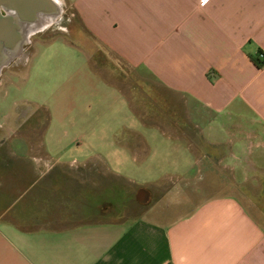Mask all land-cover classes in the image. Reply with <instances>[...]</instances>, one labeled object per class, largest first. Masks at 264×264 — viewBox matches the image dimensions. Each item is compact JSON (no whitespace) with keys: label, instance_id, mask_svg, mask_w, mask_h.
<instances>
[{"label":"crops","instance_id":"crops-1","mask_svg":"<svg viewBox=\"0 0 264 264\" xmlns=\"http://www.w3.org/2000/svg\"><path fill=\"white\" fill-rule=\"evenodd\" d=\"M63 3L92 43L0 80V264H264V0Z\"/></svg>","mask_w":264,"mask_h":264},{"label":"water","instance_id":"water-1","mask_svg":"<svg viewBox=\"0 0 264 264\" xmlns=\"http://www.w3.org/2000/svg\"><path fill=\"white\" fill-rule=\"evenodd\" d=\"M62 13L63 0H0V75L24 63L31 37L59 23Z\"/></svg>","mask_w":264,"mask_h":264},{"label":"rangeland","instance_id":"rangeland-1","mask_svg":"<svg viewBox=\"0 0 264 264\" xmlns=\"http://www.w3.org/2000/svg\"><path fill=\"white\" fill-rule=\"evenodd\" d=\"M55 37H62L65 38L69 41L78 43L79 41H83V43H92V37L89 36V34L83 29V27L81 26L76 14L73 12V10H71L67 5H65L63 3V13H62V17L61 20L59 21V23L47 28L46 30L36 33L31 37V41L30 43L26 46V55L30 49V45L33 44L36 41H41V42H46L49 41ZM261 60V59H260ZM23 63H14L9 65L8 67H5L0 75V80L1 79H5V76L7 74H14L17 71V68H20L21 65ZM25 70H23V72H25ZM19 81V80H18ZM23 84V82L19 81L18 84ZM26 84V83H25ZM25 86V85H24ZM24 86H22L24 88ZM3 89L2 87H0V95L3 93L2 92ZM21 93L20 91L17 90V98H20ZM216 187H213V185L208 184L205 187V190L207 192L215 190ZM262 186L259 187H249L248 190L252 193L255 194L257 197V199H261L262 198ZM243 201L245 203V205L247 206V208L258 217V215L256 214V212L254 211L252 205L247 202V200H245L243 198ZM134 210V208L131 206L128 208L129 212H132ZM262 223L263 220H262Z\"/></svg>","mask_w":264,"mask_h":264},{"label":"built area","instance_id":"built-area-1","mask_svg":"<svg viewBox=\"0 0 264 264\" xmlns=\"http://www.w3.org/2000/svg\"><path fill=\"white\" fill-rule=\"evenodd\" d=\"M257 56L261 59L264 60V54L262 52H258Z\"/></svg>","mask_w":264,"mask_h":264},{"label":"trees","instance_id":"trees-1","mask_svg":"<svg viewBox=\"0 0 264 264\" xmlns=\"http://www.w3.org/2000/svg\"><path fill=\"white\" fill-rule=\"evenodd\" d=\"M261 61H264V60H261Z\"/></svg>","mask_w":264,"mask_h":264}]
</instances>
